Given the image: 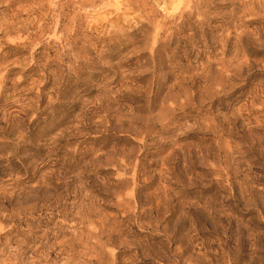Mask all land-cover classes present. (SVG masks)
Listing matches in <instances>:
<instances>
[{
    "label": "rangeland",
    "instance_id": "374dc122",
    "mask_svg": "<svg viewBox=\"0 0 264 264\" xmlns=\"http://www.w3.org/2000/svg\"><path fill=\"white\" fill-rule=\"evenodd\" d=\"M0 264H264V0H0Z\"/></svg>",
    "mask_w": 264,
    "mask_h": 264
}]
</instances>
